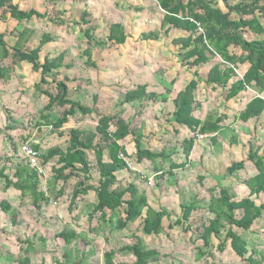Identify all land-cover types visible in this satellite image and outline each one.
Returning a JSON list of instances; mask_svg holds the SVG:
<instances>
[{
    "label": "trees",
    "instance_id": "trees-1",
    "mask_svg": "<svg viewBox=\"0 0 264 264\" xmlns=\"http://www.w3.org/2000/svg\"><path fill=\"white\" fill-rule=\"evenodd\" d=\"M45 2L53 4L51 9H56L57 0H45ZM148 3V6L128 5V8L135 13H162L160 27L155 31L142 33L141 38L158 41L161 37L168 39L172 31L178 33V36L174 35L175 37L169 40L174 45L178 62L187 69L190 76L189 81L172 100L174 110L169 118L170 122L183 126L192 133L181 142L186 158L191 154L198 136L204 138L206 137L204 135L210 134L211 140L216 142L215 133L220 130V123L227 118L225 114L219 115L213 121L200 118L202 101L196 97L200 83L209 86L211 92L222 89L224 104L239 98L242 93H248L244 108L238 112V121L244 123L250 119L258 120L264 115V0H148ZM55 11L64 12V10ZM48 12L47 9L44 12L35 8L25 10L16 0H0L1 26L8 21L17 23L10 32L7 29L0 30V82L1 85L9 83L16 73L15 67L21 63L28 64L32 73L39 74L38 81L32 88L38 96H45L47 103L39 112V121L37 120L33 126H37L36 131L39 130V134H43L46 131L44 129L49 128L48 132L66 138V145L62 147L56 144L43 148L41 142L39 144L33 142L32 146L41 152L43 163L53 164L51 182L44 191L37 172L28 166L19 143V140L21 142L29 140L32 137L31 132L29 135H26L27 133L20 135L18 141L14 138L15 140L10 144L13 161L11 159L9 166L4 165L0 169V179L4 181V188L7 190L12 187L22 194L26 190H32L31 206L41 214L53 199L51 195L54 193L57 200L64 196L66 192L64 184L73 179L75 183L67 196V211L75 212L82 197L92 192L94 202L89 206L88 213L91 229L96 222L106 224L116 217L117 230L125 229L129 222H138L137 232L142 235L162 233L165 231L164 221L171 218L170 212L162 207L153 208L149 204L146 192L135 182L125 186L119 185L117 172L128 170L130 161L132 163L158 159L162 161L165 158V150L156 152L143 147L144 135L139 132L137 126L141 111L126 120L122 116V111L115 114L99 113L96 96L93 106L84 105L70 98L68 86L70 81L65 76L60 78L57 73L62 67L67 69L72 67V64L64 66L65 52H59L54 57H50L49 54H44L42 59L40 57L44 46L54 41V36L50 32H44L35 46H28L32 43L35 30L27 26L23 29L18 27L23 22L28 24L33 18L47 21L51 19ZM91 17L92 14L85 9L79 21L74 24L79 26L86 40V46L81 53L86 58L85 66L96 68L97 65L92 59L94 46H103L106 43L124 44L128 34L121 21H114L108 25L106 41H96L94 35L97 26L93 24ZM52 21L60 26L68 24L62 19H52ZM7 37L14 42L9 43ZM7 59H10V64L5 63ZM206 65L208 68L202 79L201 69ZM242 66H246V69L241 72L242 77H239L237 71ZM14 77L19 76L15 74ZM175 82L176 78L171 84ZM250 89L256 92H251ZM171 92L172 88H169L165 95H161L148 91V85L139 84L123 94L117 107L133 102L165 103L168 101L167 95ZM56 110L58 116L54 119L52 114ZM8 117H11L9 113ZM88 118L96 121L94 131L69 126L72 121L78 123L81 119ZM6 130L13 132L16 129L8 123L4 130L1 128V133L5 134ZM9 136L14 137V134ZM128 137H131V140H127ZM126 140L133 145L134 153H128ZM172 150L175 154V148ZM89 151L93 153L90 157L95 161L88 157ZM259 151V147L254 148L249 144L246 160L232 162L227 167L225 175L213 177L217 184L205 189L204 205H201L197 198L188 205L180 204L181 213L179 216H174L168 228L182 229L185 234H190L189 239L191 233L199 235L198 240L201 241L202 246L195 248L196 260H206L212 255L213 239H216L220 251L229 246L242 264H264V246L258 249L254 246L249 248L247 235L259 229L255 226H258L264 214V202L257 204L254 198L259 195L264 197V152L260 155ZM247 161L255 166L257 172L245 180L249 195L238 198L231 189L223 187L220 181L244 169ZM10 166L14 167L12 174L7 173V167ZM180 167H183V164L172 162L162 175L166 172L175 178L174 171ZM95 168L99 172V178L98 184L94 186L90 182L93 181L91 170ZM198 180L204 187V176H198ZM0 210L4 213L13 212L7 201L0 203ZM201 210L204 213L197 218L198 216L194 214ZM16 216L15 213L12 214L13 225L17 224ZM54 238L62 239L66 246L79 240L86 241V236L66 229L55 234ZM130 238L129 245L105 252L104 264H150L161 257L158 250L142 243L136 232L132 233ZM31 251V248L27 247L23 256L18 258V264H31L29 257ZM123 252L129 253L135 261L116 262L115 256ZM69 256L68 252L64 254V257L69 258ZM75 258L77 262L74 260L71 264L84 262L81 250L77 249Z\"/></svg>",
    "mask_w": 264,
    "mask_h": 264
},
{
    "label": "crops",
    "instance_id": "crops-1",
    "mask_svg": "<svg viewBox=\"0 0 264 264\" xmlns=\"http://www.w3.org/2000/svg\"><path fill=\"white\" fill-rule=\"evenodd\" d=\"M16 1L21 4V2H23L24 0H16ZM69 1L73 2L75 6L74 8L79 11V17L78 19H75L74 22L79 21L80 15L85 9H87L88 12L92 14L95 8V5H96L95 2L96 1L99 2V0H85L84 2H81L79 0L78 1L69 0ZM102 2H103V5L108 4L107 0H103ZM102 2L98 3L97 5L100 6ZM127 10L129 9L127 8ZM39 11L44 12L42 10H39ZM34 19L36 18H33L28 24H26L27 23L26 22L24 25V26L29 27L30 29L35 30V33H34L35 35L33 36L32 44H31L32 46L36 45L39 38L42 36L44 32H50L51 35L54 36L51 31L42 28V23L38 24L36 21H34ZM91 19L93 20V24L95 25L96 23H94L95 21L94 17H91ZM15 25H17L16 22H15ZM73 26H75L76 29L80 31L79 26L75 24L69 28V23L67 25H63V29L69 28L70 30L72 29ZM12 29H9L8 32H10ZM21 29H23V27ZM98 31H99V28L97 26L94 39L96 41H106L105 40L106 38L104 40L97 38ZM171 33L172 32H170V34ZM79 39H80L79 44L82 45V50H83L84 47L86 46V40L83 37L81 32H80ZM128 39H130L129 36L127 40L125 41V43L120 44V45H111L110 43H106L103 46H94V49L92 52V59L95 61L97 65L96 68H88L85 66L86 58L83 57L81 53H79V50L77 52L78 54L70 55L68 53L72 45V44L70 45V43L67 44V46H65L66 48L64 47L63 49L59 50V49H56L57 45L52 46V44L55 42V41H52L44 46V49L42 50L40 57L42 59L44 54H49L50 57H54L59 52H65L64 66L65 64H72V67L69 69L62 67L61 69L57 71V73H59L60 78L65 76L70 81L68 83V86L70 88V93L72 90L70 84H73V83L75 84L74 86L73 85L72 86L74 90L77 91L76 93H78L79 97L77 99H74V101L85 103V101H83L82 98H84L89 93L88 92L89 89H93V95L90 98V101L86 102L87 104H84V105L90 106V104H93L94 96H96L98 98L97 108L100 111H102L103 107H106V105H109L110 110L112 108L113 110L117 109V110L123 111L124 118L132 117L134 114L141 111V114L139 117L140 121L139 119L137 121L139 124L138 130L140 133L144 135L143 147L146 149L156 151V152L165 150V154H164L165 158L162 159V161L159 159L156 161L144 160L141 163H137L136 164L137 166L140 165V166H143V168L152 167L153 171L148 170V172H145L142 170V173H140V171H138L137 168L133 167V163H132V166H130L128 170L124 169V170L117 172V176L119 179L118 184L122 185L121 181L124 180L123 178L130 175L131 178H127V180L129 179L128 180L129 183L135 182L139 188L143 189L146 192L148 196L149 204L153 208L158 209V208H161L162 206H165V207L167 206V207H172L170 208L171 210L173 208L176 209V207H178L179 211L176 210L177 212L175 215L176 217V216H179L181 213V209H180L181 202H179V198H178L179 196H177L179 195L178 193L180 192L181 187L187 188L191 192H194L195 189L197 190L196 186L199 183L198 176H204V188L206 190L207 188L213 187L214 185L217 184V181L213 177L225 175L227 167L232 162L247 159L249 144H252L254 148L259 147V150H260L259 154L263 155V152H264V115L261 116L258 120L250 119L249 121L244 122V123L241 121H238L237 119L234 120V117H232V113L237 112V116H238L239 110L243 109L245 106V103L247 102L246 99H248V95H249L248 93H242L240 94L239 98L232 100L231 102H228V103L226 102V104H224V102H222V104H219L222 107L218 109V112L216 113V115L213 116V118L210 117V114H209L210 109L207 108L209 104L202 102V109H200V113H199L200 118L202 120L213 121L221 114H225L227 118L223 120V122L220 123L221 128L219 131L215 133L216 142H213L211 140L212 135L210 134L204 135L206 137L202 139L200 138V140L199 139L196 140L194 148L191 151V154L189 155L188 158H186L182 150L181 142L185 137L191 136L192 133L186 128H184L183 126L170 122L169 118H170V113L174 110V105L172 103V100L176 96V93L180 89H182L185 86V84L189 81L190 76L188 75L189 79L187 82H185V84L182 83L183 86L181 84L178 89L174 90L173 86L179 80L177 79V71L179 70L181 71L182 66L180 65V63L178 62V59L175 56V48H174V45L171 44V41L169 42L168 40H165L164 43L163 41L162 42L160 41L162 39L158 41H152V40L141 41V42H146L147 46L149 47L150 46L154 47V49L152 50V53L153 55L155 54V58L152 60L153 61L152 62L149 60L150 58L148 55L142 56L144 50H141V53H142L141 56L133 57L132 53L134 51L136 52L138 49L137 50L133 49V47L135 46L133 44H130L128 42ZM131 41L133 40L131 39ZM163 44H166L165 46H168L167 48L172 49V50L169 51L165 46L163 47ZM114 46L116 48H114ZM118 47L122 49L124 55L122 54L119 55L120 50ZM138 47L139 45H137V48ZM145 51H146V54L151 53V50L150 51L145 50ZM211 65L212 63L209 64V66ZM29 69L31 68L29 67ZM245 69H246V66H245ZM245 69L243 70V72L245 71ZM237 72H238L239 77H242L241 72L240 71H237ZM34 74H35V78H39V74L37 73H34ZM166 76L169 79H166L167 78ZM175 78H176V82L172 85L171 81ZM139 84H146L148 85V91H153L161 95L162 94L165 95L166 90L169 88H172V92L171 94L167 95L168 101L165 103L160 102V101L144 102V103L133 102V103H126L124 105L117 107V103L119 102L123 94H125L127 90L133 89L136 85H139ZM160 88L161 90H159ZM210 90L212 91V89ZM250 91L256 92V91H253L252 89H250ZM196 97H197V94H196ZM149 103L159 104V106L161 104H165L166 105L165 107H168V110L170 113L169 115H167L166 121L156 119L157 115H155L154 112H152L151 110L149 109H147V111L144 110V106ZM6 107L11 108L12 111L18 110V107L16 106H12V107L3 106V105L1 106V82H0V169L2 166H4L3 165L5 164L4 159L6 157L10 156L13 161V158H12L13 151H12V146L10 144H11V141L15 139L14 138L9 139V135H11L10 131L7 132L8 135H6V133L5 134L1 133V128L4 130L5 124L7 122L6 118L5 120L4 118L2 119V117H4L6 114L4 112V110L7 109ZM161 107L162 108H159L158 110L159 111L158 116L161 113H165L166 111L165 108H163V106ZM112 113L113 111H109V113L107 114H112ZM11 114H13V112ZM103 114H106V113H103ZM80 122L85 123L87 122V120L81 119ZM164 122L169 125V128L171 129V133L169 132L168 129L166 131ZM146 125L147 126L155 125L157 127V130H150ZM95 126H96V123H95ZM139 126L140 127L146 126L147 128L146 131L142 132ZM169 134H172V135L175 134V136H177L176 143H175L177 145V148L175 149V154L173 153V150L171 148L169 149L163 148V146L161 145L163 140L167 139L166 137H168L167 135ZM127 140H131V137H128ZM29 141L31 142L32 145H33V142L37 144L41 142V140L38 139L36 136L30 137ZM126 145H127V151L129 154H132L135 152V149L132 144H130L127 141ZM88 157L90 158L89 155ZM167 162H168V165L166 167ZM172 162H174L175 164H183V167H180L174 171L176 174L175 178L178 179L177 180L178 183H176V185H174L173 183V190H174L173 194H176L177 198H172V203L170 204L169 200L173 195L169 194L168 191L172 187L167 188L168 186L165 183L164 184L157 183L156 178L158 179L159 177L157 176L159 175L163 176L159 179L165 182L166 177L167 176L170 177V175L166 172L163 173L162 175V172L167 170L169 168V165ZM6 166H9V164H7ZM11 170H12L11 172H13L14 167H12ZM94 170H97V168H95ZM256 172L257 171H256L255 166L251 162L247 161L244 169L237 171L232 176L224 177L220 181V183L223 187L231 189L238 198L247 197L249 195V189L246 185L245 180L249 176L254 175ZM91 175L93 177V181L97 179V182L95 181L96 184H93L95 186L98 184V178H99L98 170H97V176L92 172V170H91ZM137 176L138 178L141 179V182L143 183L131 181V179L133 180ZM50 179L51 178H49L48 180ZM48 180H47V184H48ZM233 181H237V182L230 187L229 183ZM173 182H174V179H173ZM90 183L92 184V182ZM199 184L201 185V183ZM4 186L5 184L3 181L2 190H1V183H0V203L2 201H7L12 207L13 212L4 213L2 210H0V218H1V213L5 215H10V220L12 223V214L15 213L17 215L16 222L18 218L20 221L23 222L22 224H24V226H22L23 228L22 234L25 237L22 239H25V241L29 242L28 244H26L24 243L25 242L24 241L23 242L24 244L22 245L15 242L14 243L16 247L15 250H17V252H14V255L13 253L8 252V251L3 252V256L7 255L9 256V258L10 256L14 257L13 259L6 258V259H9L7 261L9 263H12V260H13L14 262L13 264H18L17 261L20 255H23L27 247H30L32 250L29 253L31 264H42V263L46 264L45 258H43L42 261H35L32 259L31 255L37 254L39 250L47 249L49 247L51 241L43 243V238H45V234H48L49 236L52 235L50 239H53V236L56 234V232L57 233L60 232V231H56L55 229L56 224H53V223H56L55 220H57V222H60L62 224L63 223L66 224L67 220L70 221L69 222L70 224L74 223L76 225L77 223H82L81 224L82 226L85 225L83 224L84 223L83 221H85L88 223L89 229H91L90 223L88 221L89 220L88 214H86L85 219L83 218V215L85 213L84 211L85 208L89 209V206H87L86 200H83L84 197H82V199L78 202L79 208L75 212H72V213L67 211V205H64L63 207L58 206L59 203L57 202V200L51 199L50 203L46 207V210L49 211V214L45 215L42 213L41 214L36 213V211L32 210L33 207L31 206V198L29 200H23L24 199L23 197H25V195L22 194V192L12 187L6 190ZM123 186L125 185L123 184ZM175 186L176 188H174ZM2 194L4 197L1 198ZM154 194L156 195L155 196L156 198L154 197ZM91 197H93L94 199L93 194L91 195ZM254 198L256 199L257 204H261L262 202H264V197L262 198L261 195H259L258 197L254 196ZM162 200H164V203H162ZM155 202H156V205L154 204ZM159 204L161 206H159ZM26 205H28L29 209H26L25 212L27 213H29L30 211L34 212V213L32 212L29 215V217L23 216V213L21 212L22 208ZM53 207H56L54 211H52L51 209ZM69 217H71V219H69ZM75 225H74V229H76L74 230L75 232L80 233L84 237L88 235V234H85L86 230H84V232L83 230L80 231V229ZM255 228H259V229L254 230L252 233L248 232L249 234L247 235L249 239H251L252 242L254 243V244L252 243L254 245V248L258 249L264 246V238H262L264 237V214H263V217L258 222V226L256 225ZM71 229H66V230L71 232L73 231ZM59 230L62 231L64 229L60 228ZM88 236L90 237L91 234H89ZM63 244H64L63 242H60V243L58 242L59 246L57 245V247L54 248L55 252L53 253L51 252L52 255L60 256L59 259L55 258L54 262L52 261L53 263L51 264H71V262L75 260V253L73 251H70V249L66 248L67 246ZM61 245H63V248H61ZM126 245H129V244L127 243ZM58 252L61 253L62 255L58 254ZM67 252L70 254L69 258L64 257V254ZM3 256L1 255V257ZM131 257H132V260L129 263H133L135 261L134 257L133 256ZM6 259H2L1 264L5 263L4 260ZM90 261L91 260H89V258H87V260L85 258L84 262H88V264H91ZM83 263H80V264H83Z\"/></svg>",
    "mask_w": 264,
    "mask_h": 264
},
{
    "label": "rangeland",
    "instance_id": "rangeland-1",
    "mask_svg": "<svg viewBox=\"0 0 264 264\" xmlns=\"http://www.w3.org/2000/svg\"><path fill=\"white\" fill-rule=\"evenodd\" d=\"M103 0H99V2H95V8L92 12V17H94V23H96L95 25L98 26L99 31L97 32V38L98 39H105L107 32H108V25L111 24L114 21H121L124 24V28H125V32H127L128 36L130 39H128V42L130 44H133L135 47H133V49H138L136 52L134 51L132 53L133 57H137V56H141V50H144L143 55L142 56H149V60L152 61L155 58V54L153 55L152 50L154 49V47L152 46H147L146 42H141L144 41L141 38V34L144 32H150V31H155L160 27V21L162 18V13L161 12H157L156 14H147V13H135L132 10H130L128 8V5H149L148 0H107L108 4L107 5H103ZM100 6H98V3H101ZM57 6L55 5L56 9H51V7L53 6V4H47L45 2V0H24L23 2H21V7H23L24 9H30V8H35L37 10H42L45 11V9L49 10V15L51 16V19L47 20V21H43L42 19L36 18L34 19V21H36L38 24L42 23V28L49 30L53 33L54 35V45L52 44V46L57 45L56 49H63L65 46H67V44L70 43L71 47L68 51V53L70 55H74V54H78V50L79 53H82V45L79 44L80 43V32L76 29L75 26L72 27V29L69 30V28L74 25V20L78 19L79 17V11L77 9H75L73 2L69 1V0H57L56 2ZM102 6V7H101ZM92 7V6H90ZM222 7V6H221ZM127 8L129 10H127ZM55 10H64L63 11H55ZM55 11V12H53ZM133 17V18H131ZM55 19H62L64 20L66 23H69V28H65L63 29V26H60V24L55 25L54 22L52 21ZM52 21V22H51ZM13 22V23H12ZM26 22H23L22 25L18 26L20 29L22 27H25ZM27 24V23H26ZM15 25V21H11V23L8 21L7 23H2L1 26V22H0V30L1 29H12ZM38 26V25H36ZM80 29V28H79ZM178 36V33H176L175 31H172V33L169 35L168 39H166L165 37H161L162 40H160L161 42L163 41V43L165 42V40H168L169 42L171 40H169V38L173 37V36ZM174 36V37H175ZM131 39L133 41H131ZM7 40L9 43H13L14 41L10 38L7 37ZM140 41V42H139ZM35 42V41H34ZM32 44V43H31ZM31 44H29L28 46H32ZM139 45V47L137 48V45ZM166 44H163V47ZM142 46V47H141ZM166 48L168 46H165ZM66 48V47H65ZM114 48H116L114 46ZM120 50V54H123V51L120 47H118ZM147 48V49H146ZM168 49V48H167ZM151 50V53H147L146 51ZM169 51H171L172 49H168ZM115 53V52H114ZM162 57V56H161ZM117 58V57H115ZM168 60V59H167ZM166 60V61H167ZM173 61V60H172ZM153 62V61H152ZM6 64H10V59H7V61H5ZM208 65H206L205 67H202L201 69V77L202 79H204L205 77V72L207 71ZM245 69V66H242L240 68V72H243V70ZM15 74H17V76H19L18 78L14 77L15 74L13 75L12 80H10V82L5 83L3 85H1V106H8V107H12V106H16L18 107V110H14L12 111L11 108H7L4 110V112L6 113L4 117H2V119L6 118V121L8 123H10V125L12 127H14L16 130L13 132H10L11 134H14V137L9 136V138L13 139L16 138L19 139L20 135H29V132H31L30 134L35 135L38 139L41 140V144L43 146V148H47L50 147L52 145H56V144H60L62 147H64L66 145V138L63 137H58L56 134H52L50 132H48L49 128L44 129L46 130L43 134H39L40 132L37 133L36 131V127L37 126H33L34 123L38 120L39 121V112L42 111V108L45 106V104L47 103V98L45 96H38L34 90H33V84L38 81V78H35V74L32 73L31 69H29L28 64L26 63H21L18 66L15 67ZM187 69L182 67L181 71H177V79L178 82L174 84L173 88L178 89L179 86L183 83L185 84V82L188 81L189 79V74L187 73ZM167 77V76H166ZM166 79H169L168 77ZM167 81V80H165ZM182 84V86H183ZM75 85L70 84L72 90L70 93V98L72 97V99H77L78 93H76L77 91L74 90L73 86ZM96 89V88H95ZM74 90V91H73ZM161 90V88L159 89ZM73 91V92H72ZM89 93L82 98L83 101H85V103L83 104H87L86 102L90 101V98L93 95V89H89L88 91ZM223 90L222 89H215L213 91V93L210 91V87L209 86H205L204 83H200L199 85V89L197 92V98L204 102V103H208V109H210V117L213 118L214 115H216V113L218 112V109L221 108L222 106L219 104H222L223 102ZM4 98V99H3ZM208 101V102H206ZM93 104H90V106H92ZM150 105V107H149ZM161 106H163V108H165V113H161L158 116V110L159 108H162ZM165 104H161L159 106V104H152L149 103L147 105L144 106V110L147 111V109L151 110L152 112H154L155 115H157L156 119H160L162 121H166V117L167 115H169V110L168 107H165ZM207 106V104H206ZM109 105H106V107H103L102 111L98 110L99 113H109V111H113L112 114L117 113L120 110H113L111 108V110L109 109ZM167 108V109H166ZM109 109V110H108ZM143 110V111H144ZM13 112V114H11ZM8 113L11 114L10 116L12 117H8ZM137 114V113H136ZM136 114H134L133 116H135ZM153 114V113H152ZM53 118H57L58 113L57 110L52 114ZM122 116H123V111H122ZM132 116V117H133ZM232 117H234V120L237 119V112L232 113ZM231 117V119H232ZM11 118V119H9ZM124 118V116H123ZM130 118V117H129ZM9 119V121H8ZM126 120H128V118H124ZM87 122L85 123H75L72 121V123L69 126H73V127H78L81 129H86L88 131H93L94 126L96 121H94L95 119L93 118H88L86 119ZM140 121V119H139ZM5 124V125H6ZM32 124V125H31ZM139 124L137 123V126ZM165 125V129L167 131V129L169 130V132L171 133V129L169 128V125L167 123L164 122ZM147 126V125H146ZM146 126L144 127H140L141 131H146ZM150 130H157V127L155 125L153 126H147ZM9 130H6L5 133L6 135L7 132ZM39 131V130H38ZM33 132V133H32ZM168 137H166L167 139L163 140V142L161 143V145L163 146V148H177L176 143V139L177 136L169 134L167 135ZM29 137V136H28ZM200 140V138H198ZM202 139V138H201ZM18 141V140H17ZM29 141V140H26ZM26 141L21 142V140H19V143H24ZM127 142V140L125 141ZM19 144V145H20ZM129 150V149H128ZM91 154H93L91 151L88 152V155L91 156ZM13 157V155H12ZM23 157V156H21ZM91 158V157H90ZM4 159V158H3ZM95 161L94 158H91ZM5 164L3 165H7L10 164L11 161V157H6L4 159ZM17 161V160H15ZM42 161V159H41ZM135 162V161H133ZM43 165H45L48 169V177L45 181V179L41 182V186L44 189L45 186L50 183V180H48L49 178H51L52 173H51V167L53 164L51 163H46L44 164L42 162ZM137 163H133V167L137 168L138 171H140V173H142V170L145 172H148V170L153 171L152 167L150 168H143V166H137ZM130 165L132 166V162L130 161ZM168 165V162L166 163V167ZM44 166V167H45ZM7 173L12 174V166L7 167ZM92 172L97 176V170H92ZM243 174V173H241ZM142 176V175H140ZM208 177V176H207ZM127 178H131L130 175H128L127 177L123 178L124 180H122V185H127L129 184V179L127 180ZM193 178V177H192ZM174 179V182H173ZM215 179V178H214ZM47 180H48V184H47ZM176 180H178L177 178H173V177H166L165 182L162 181L161 179H157L156 178V182L160 183V184H166L168 187L167 188H171L168 193L172 194L173 196L170 198L169 202L170 204L172 203V198H177V196H179V202L184 203V204H189V202L195 201V199L197 198L201 205L205 204V200H203V196L205 195V188L200 185L197 184V190L195 189L194 192H191L189 189L181 187L180 192L178 193L179 195L176 196V194L174 193L173 190V183L174 185H176V183H178V181L176 182ZM95 181L97 182V179L94 181H91L93 184H96ZM131 181H136L138 183H143L141 182V179L138 178V176L136 178H134L133 180L131 179ZM189 182V181H188ZM237 181H233L231 183H229L230 187L232 185H234ZM1 183V190L3 189V180H0ZM75 181L73 179H70L69 181H67L64 186H65V195L62 197H59L58 200L55 198L54 193L51 195L52 198L55 200H57V202L59 203L58 206H64L67 204V196L70 192L71 187L74 185ZM192 185V184H191ZM176 188V186L174 187ZM240 192V191H239ZM93 193H89L88 196L84 197L83 200H86L87 202V206H90L93 204V197H91ZM157 194V193H156ZM25 197H23V200H29L31 198L32 195V190H26V192L24 193ZM167 195V194H165ZM156 195L154 194V197ZM4 197L3 194L1 195V198ZM163 197V196H162ZM18 198V197H17ZM156 198V197H155ZM154 198V199H155ZM156 200V199H155ZM154 202V201H153ZM162 203H164V200H162ZM156 205V202L154 203ZM159 206H161L159 204ZM169 206V205H168ZM20 207V205H19ZM164 207V209L169 210L171 218L168 220L164 221V226H165V231H163L160 234H156V235H151V236H146V235H142L140 232H137L138 229V222H129L126 226L125 229L123 230H117L115 228V220L116 217L113 218L112 222H108V223H100V224H96L94 223V228L93 229H89L88 223L83 221L85 224L84 226H82V223H77L76 225L74 223H69L70 221L67 220V223H60L57 222V220H55L56 223V231H61L59 230L60 228L62 229H71V230H76L74 229V225L77 226L80 231L86 230L85 234H91V236L89 237L88 235L86 236V241H78L77 243H73L70 246H67L66 248H69L70 251H73L74 253L77 252L78 250H81L82 256L87 260V258H89L90 263L91 264H104L105 263V258H104V253L107 251H111L112 249H119L122 248L123 246H127L126 244H130L131 242V238L130 236L132 235V233H135L139 236L140 240L142 241V243H144L147 247L158 250V252L160 253L161 257L156 258L154 261H152L150 264H242V262L235 257V255L231 252L229 246H226L223 250H219L217 247L218 241L216 239H213V244L214 246L212 247V255L208 256V258L205 260H196L195 258V248L197 246H202L201 241L198 240L199 235L197 233H191V237L189 239V233H184L182 231V229L180 228H173V229H169L168 226L170 224V222H172L171 220L174 219V216L176 215V210H178V207H176V209H171L172 207H165L162 206V208ZM26 209H29L28 205L24 206L21 210V212L23 213V216L25 217H29V215L35 211L33 208V211H30L29 213L25 212ZM52 211H54L56 209V207L51 208ZM50 210V209H49ZM51 211V210H50ZM85 213L83 215V218L85 219L86 214H88L89 209L85 208ZM34 213V212H33ZM37 213V212H36ZM42 214H49V211L46 210V208L41 212ZM204 211L201 212L198 211L197 213H195L194 215L198 216L197 218H200V215H203ZM71 215V214H70ZM72 216V215H71ZM69 219H71V217H69ZM206 218H204L205 221ZM97 221V220H95ZM202 221V220H201ZM72 222V221H71ZM23 222L20 221L17 218V224L13 225L11 223L10 220V215H5L3 213H1V218H0V264L2 259H6L9 258V256H3V252L8 251L13 253L17 252V250H15V242L18 244H24L23 242L25 241L24 238L25 236L22 234L23 232V228L22 226H24V224H22ZM69 223V224H68ZM199 223L200 220H199ZM73 225V226H72ZM54 229V230H55ZM90 231V232H88ZM57 234V232H56ZM17 235V236H16ZM93 236V237H92ZM52 237V235H48L45 234V238L43 243L46 242H50L49 247L51 248H47V249H43V250H39L37 254H32L31 257L33 260L35 261H42L43 258H45V263L46 264H51L54 262V259L57 258L59 259V255H52L51 252H55V247H57L58 242H63L62 239H50ZM264 238V237H262ZM248 242H249V248L253 247L254 243L252 242L251 239H249L248 237ZM79 243V244H78ZM253 243V244H252ZM77 244V246H76ZM64 245V244H63ZM63 245H61V248H63ZM59 246V245H58ZM59 248V247H58ZM59 250V249H58ZM57 250V251H58ZM41 251V252H40ZM56 251V252H57ZM58 254H61L58 252ZM1 255L3 257H1ZM62 255V254H61ZM23 255H20V257ZM13 256H10L9 259H13ZM9 259L4 260L5 263L2 264H13V260L12 263L7 262ZM77 259L75 258V261ZM132 257L129 255V253H118L115 256V261L116 262H131ZM53 261V262H52ZM77 262V261H76ZM83 264H88V262H84Z\"/></svg>",
    "mask_w": 264,
    "mask_h": 264
},
{
    "label": "built area",
    "instance_id": "built-area-1",
    "mask_svg": "<svg viewBox=\"0 0 264 264\" xmlns=\"http://www.w3.org/2000/svg\"><path fill=\"white\" fill-rule=\"evenodd\" d=\"M203 136H198V138H202ZM21 150L26 158V162L28 166L35 170L39 176V179L41 182L48 177V169L45 165L42 164L43 161H41V154L38 150H36L30 141H26L24 143H21ZM129 167L131 166L128 164ZM45 166V167H44ZM47 190V186H45L44 191Z\"/></svg>",
    "mask_w": 264,
    "mask_h": 264
}]
</instances>
